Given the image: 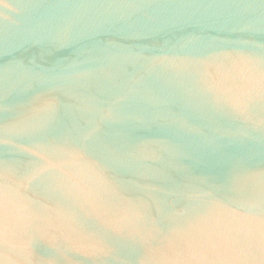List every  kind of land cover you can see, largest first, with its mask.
<instances>
[{"label":"water","instance_id":"obj_1","mask_svg":"<svg viewBox=\"0 0 264 264\" xmlns=\"http://www.w3.org/2000/svg\"><path fill=\"white\" fill-rule=\"evenodd\" d=\"M0 264H264V0H0Z\"/></svg>","mask_w":264,"mask_h":264}]
</instances>
